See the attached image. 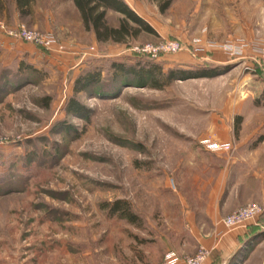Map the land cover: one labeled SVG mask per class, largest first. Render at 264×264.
Instances as JSON below:
<instances>
[{"label":"rangeland","instance_id":"rangeland-1","mask_svg":"<svg viewBox=\"0 0 264 264\" xmlns=\"http://www.w3.org/2000/svg\"><path fill=\"white\" fill-rule=\"evenodd\" d=\"M129 1L157 34L99 42L70 0H37L29 21L0 19L9 30L50 33L63 47H39L42 58L29 59L15 51L17 43L0 44L1 263L67 241L79 253L103 247L94 256L114 264L140 238L161 242L168 227L183 230L181 197L193 191L192 171L227 151L210 150L207 140L225 142L238 116L241 128L264 121V76L247 65L226 62L221 74L160 88L147 78L112 79L110 69L112 59L147 58L137 47L180 39L186 49L178 56L193 57V42L204 34L223 41L260 28L259 0H172L165 12L164 0ZM118 18L110 12L108 22ZM164 56L167 71L171 53ZM94 65L103 69L104 83L75 94V78ZM72 95L88 107L86 116L66 110ZM117 199L131 202L139 223L109 215L106 204ZM31 235L43 241L32 243ZM225 264H264V236L248 235Z\"/></svg>","mask_w":264,"mask_h":264},{"label":"crops","instance_id":"crops-1","mask_svg":"<svg viewBox=\"0 0 264 264\" xmlns=\"http://www.w3.org/2000/svg\"><path fill=\"white\" fill-rule=\"evenodd\" d=\"M70 1L78 14L79 23L84 28L81 14L74 0ZM126 1L135 9L129 0ZM258 2L262 3V13L259 17L260 28L257 27L256 30L248 28L239 36L223 41L213 40L221 43L264 40V0ZM37 8V0H0V19L8 23L25 19V21H29V18L36 14ZM110 12L114 11L110 10L108 15ZM202 38L205 45L209 37L207 38L204 34ZM210 39L212 38L210 37ZM11 42L17 43L18 47L15 51H18L19 54L25 53L29 59L42 58L43 56V51L37 46L18 42L0 34V44L8 46ZM180 54L179 56L177 53L171 54L172 67H189L200 62L187 51ZM225 55L226 57H224ZM228 55L226 51L216 47L206 48L202 52L203 60L209 63L225 65L226 62H238L245 66L252 63L249 55L238 58ZM257 124L260 126L256 128H241L238 132H227V136L223 138L224 143H233L232 148L227 149L221 155H216L212 163L203 164L204 170L192 171L191 188L193 191L190 196L181 197L183 230L180 228L174 231L172 227H168L161 242L155 241V239L140 238L138 242L135 241L129 247V252L119 253L114 264H159L164 256L171 251L181 256L195 255L201 245H205L212 252L203 264H225L237 252L244 239L248 237L249 228L228 230L221 222L222 218L248 203H259L264 207V121L260 120ZM260 227V231H264V215ZM175 232L176 235H173ZM179 232L183 234H178ZM173 236L176 239L175 242ZM41 237L42 235H38L34 238L31 235L28 240L32 243L42 242ZM102 248L100 247L98 250H102ZM98 250L79 253L75 247H68L67 241H60L59 244L55 243L50 247L30 249L31 254L20 258L11 257L6 259L8 261L0 262V264H106L101 260L100 254L98 259L95 257L96 255L94 256ZM177 264H185V262L181 260Z\"/></svg>","mask_w":264,"mask_h":264},{"label":"trees","instance_id":"trees-1","mask_svg":"<svg viewBox=\"0 0 264 264\" xmlns=\"http://www.w3.org/2000/svg\"><path fill=\"white\" fill-rule=\"evenodd\" d=\"M74 3L81 14L85 30L92 31L99 42L124 43L129 39H137L144 32L157 34L156 29L149 21L139 14L126 0H74ZM171 3L172 0L160 2V11L165 12ZM110 10L120 14L117 26H113L108 22V12ZM37 47L39 48V46ZM40 48L45 49L43 47ZM146 55L147 58L144 56L135 57L133 62L132 57L112 59L110 62L112 79L120 78L123 81H127L129 77L138 80L147 78L154 86L160 88L174 80L215 76L221 74L227 68V65L222 66L214 62L200 61L194 66L171 67L166 71L161 63L164 60L162 58L164 54L159 58H152L150 55ZM31 66L29 64L25 65L26 68ZM31 68L34 69V66ZM102 72L103 69L97 65L83 70L75 78L74 93L87 92L93 86L104 83ZM256 102H258V99ZM66 110L69 113L84 117L88 114L89 109L76 96L72 95L68 100ZM237 120L236 132L241 128V117L238 116ZM106 205L110 216L117 215L126 218L132 224L139 223V215L134 211L129 200L117 199ZM263 215L264 212L258 216L255 223H250L247 226L251 237H255L259 233L264 236V231H260Z\"/></svg>","mask_w":264,"mask_h":264},{"label":"built area","instance_id":"built-area-1","mask_svg":"<svg viewBox=\"0 0 264 264\" xmlns=\"http://www.w3.org/2000/svg\"><path fill=\"white\" fill-rule=\"evenodd\" d=\"M0 29L3 31L5 30V32L14 39L31 42L36 46L43 47L50 51H61L59 49L63 48L57 44L55 37L50 33L41 34L25 27L9 30L6 29L4 23H0ZM193 45H196V48L195 51H191V53L195 59L197 58L199 60H203L202 52L210 47L220 48L224 52L226 51L231 57L238 58L249 55L252 63L247 64V68H249L252 73H260L264 76V40L262 39H255L252 42L241 41L239 43L233 41H225L224 43H221L210 39L206 41V44L204 45L202 39L196 38ZM184 49H186V46L182 40L170 39L164 41L158 46L146 45L143 47H137L134 50L149 54L152 58H159L165 53L175 54ZM206 144L210 150H227L232 148L230 142L217 143L207 140ZM263 211L264 207L259 203H248L222 218L221 222H223L228 230L244 228L250 223H255L258 216ZM211 253V249L207 248L205 245H201L195 255L181 256L176 252L171 251L165 255L164 260L160 264H177L181 260H183L185 264H203L211 256Z\"/></svg>","mask_w":264,"mask_h":264}]
</instances>
